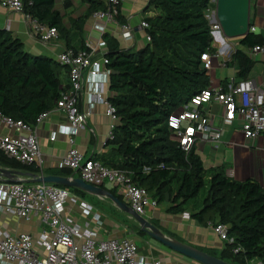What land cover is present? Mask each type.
Returning <instances> with one entry per match:
<instances>
[{"label": "trees", "instance_id": "obj_1", "mask_svg": "<svg viewBox=\"0 0 264 264\" xmlns=\"http://www.w3.org/2000/svg\"><path fill=\"white\" fill-rule=\"evenodd\" d=\"M80 1L87 5V11L66 27L55 0H21L23 12L30 19L56 28L58 38L75 52L89 51L82 41L83 24L106 7L103 0ZM211 3L149 0L154 12L144 19L149 41L135 53L120 48L110 34L102 36L110 71L111 95L107 99L115 108L116 121L106 141L111 146L110 156L93 157L106 167L125 171L157 204L165 202L168 195L170 212H183L202 194L201 206L191 213L192 217L200 224H223L228 228L229 241H224L220 252L211 254L231 264L253 260L264 264V189L253 179L227 177L223 166L206 169L195 146L183 151L166 123L171 113L211 87L209 72L200 60L204 52L215 54L206 18ZM250 28L240 38V48L225 62L235 69L239 80L247 79L255 64L243 50L264 45V37ZM72 32L78 36V47L72 44ZM64 75L68 77L67 90L63 87ZM69 90L65 65L51 57L29 54L20 39L0 28L1 115L34 126L37 117L52 110L61 94ZM0 167L31 175L40 173L36 165L16 161L2 151ZM52 173L69 177L74 171L55 168ZM68 190L80 197L87 195L75 188ZM108 190L122 200L114 187Z\"/></svg>", "mask_w": 264, "mask_h": 264}, {"label": "built area", "instance_id": "obj_2", "mask_svg": "<svg viewBox=\"0 0 264 264\" xmlns=\"http://www.w3.org/2000/svg\"><path fill=\"white\" fill-rule=\"evenodd\" d=\"M103 1L105 10L92 15L93 28L100 34L101 39L115 22L123 0ZM0 5L23 12L21 0H0ZM214 15L215 10L210 14L206 13L211 36L219 43V47H226L225 53L228 52L227 55L231 56L235 50L226 40L228 38L223 34L219 22L213 21ZM31 21L33 34L41 42L48 44L58 39L56 28L40 24L36 20ZM139 28L146 31L148 24L143 20ZM124 29L122 38L127 42L133 40L131 31L127 27ZM250 30L253 31L254 28L251 27ZM145 40L149 41L147 34ZM88 48L89 51L77 52L65 48L57 55L56 60L68 68L70 90L61 94L52 110L40 114L36 123L41 122L52 111L64 113L66 123L61 126L60 133L69 136V141L59 167L72 169L90 185H113L124 203L134 212L144 215L147 208L157 205L145 188L134 184L125 171L106 167L93 156L85 157L77 151L74 137L85 126L90 113L89 110H82L79 105V99L84 92L88 94L90 107L95 102H103L107 106L106 114L116 121L115 108L104 94V89L109 85L110 71L106 67L108 60L105 53L100 58L96 57L97 46L88 45ZM243 51L256 59L264 55V45H256ZM200 60L205 70L212 68L213 58L208 52L202 53ZM222 65L226 66L225 63ZM214 105L222 108L221 127L214 124ZM234 121L240 125L246 139H253L264 133V89L257 87L248 78H228L224 84L202 90L171 113L166 123L180 148L188 152L200 140L215 144L221 141L225 130ZM0 122L17 133L15 137L0 135V151L21 163L36 165L40 169L37 177H41L44 159L34 127L1 114ZM113 126L108 138L111 137ZM54 139L55 133L50 137V140ZM69 204H78L81 213L89 217L86 227L70 222L65 213ZM0 213L34 221L40 230L38 245L43 249L41 252L34 246L30 233L12 234L0 230V264H147L142 258H138L137 245L131 239H100L97 232V227L102 224L100 214L65 187L43 181L29 184L2 180ZM89 224L93 228L88 227ZM227 229L223 224L213 225L214 232L223 241H229ZM150 264L163 263L154 261ZM254 264L261 262L255 261Z\"/></svg>", "mask_w": 264, "mask_h": 264}, {"label": "crops", "instance_id": "obj_3", "mask_svg": "<svg viewBox=\"0 0 264 264\" xmlns=\"http://www.w3.org/2000/svg\"><path fill=\"white\" fill-rule=\"evenodd\" d=\"M55 8L64 16L63 22L66 27L70 26L73 19H77L87 11V5L80 0H55ZM153 14L149 0H123L117 14L119 18L117 19L116 16L115 22L112 23L107 33L118 41L120 48L134 53L138 52L147 44L145 40L146 33L139 28V24L146 17H151ZM249 19L252 21L253 31L264 37V0H255ZM124 27L131 31L133 40L127 42L122 38ZM0 28L7 30L12 36L20 39L23 48L31 55L56 59L57 55L66 48L65 43L59 38L48 44L41 42L33 34L32 21L28 15L24 12L10 10L2 5H0ZM72 40V44L78 47L79 39L74 32H72ZM82 41L87 47L88 45L97 46L95 51L97 58L102 57L105 53L106 46L103 45L100 34L93 28L92 15L83 24ZM225 50L226 47H219V52L222 53L219 64L217 63L224 71L229 67L222 64L230 58ZM253 60L256 65L254 64L248 79L252 80L257 87L264 89V55H260ZM214 61H217V58H213V65ZM211 71L212 68L208 72ZM232 72V74H223L215 84L211 82V87L223 84L221 80L224 78L237 79L235 78L236 71L234 68H232ZM85 86L86 84L84 88ZM63 87L65 90L69 88L66 75L63 77ZM104 94L106 98L111 95L108 86L104 89ZM88 100L89 97L86 92L79 99L81 109L89 110L90 113L86 118L85 126L74 137L77 151L85 157L96 156L101 158L110 156L111 146L106 145V141L115 121L106 114V104L95 102L90 107ZM212 113L214 114V124L218 117L223 121V112L219 105L212 107ZM65 123L64 113L52 111L45 119L33 126L37 132L39 149L44 159L43 175H55L52 170L60 168L59 163L68 149L69 141V136L60 133V128ZM53 133H55V139L52 141L50 137ZM16 134L13 128H9L0 122V135L15 137ZM195 148L206 169L223 166L227 177L237 181L253 179L258 181L264 189V133L253 139H246L240 125L234 121L225 130L221 141L215 144L200 140ZM20 173H22L21 178L23 179L31 178V174ZM71 176L78 177V174L74 172ZM2 180L4 179L0 177V181ZM102 188L108 190L113 188V185L107 183ZM116 193L118 194L117 191ZM78 197L89 203L94 211L100 214L102 224L97 227L100 239H131L137 245L138 258H142L147 264L154 261H160L163 264H200L161 245L141 232L134 219L128 213L117 208L109 199L89 194L85 197ZM121 201L124 202L123 199ZM169 205L165 201L149 207L142 216L155 225L165 236H171L210 255H212L211 252L218 253L224 248L225 242L214 232L212 223L200 224L192 217L191 213L201 206L200 201L195 200L193 203H189L183 212L178 213L170 212L168 210ZM65 213L70 222L82 227L87 226L86 223L89 217L81 213L78 204H69ZM88 227L93 228V225L89 224ZM0 230L12 234L30 233L34 239V246L39 251H43L38 245L40 230L32 220L27 221L14 215L0 213ZM255 261L257 260H253L249 264H254Z\"/></svg>", "mask_w": 264, "mask_h": 264}, {"label": "water", "instance_id": "obj_4", "mask_svg": "<svg viewBox=\"0 0 264 264\" xmlns=\"http://www.w3.org/2000/svg\"><path fill=\"white\" fill-rule=\"evenodd\" d=\"M216 10L213 21H218L223 34L227 38H243L249 31V0H215ZM22 173L15 170H10L0 167V177L10 182H46L54 185L63 186L65 188H75L89 195L107 198L117 208L128 213L138 224L139 230L157 241L161 245L178 252L200 264H231L218 257L212 256L202 250H199L190 245L184 244L171 236H165L155 225L149 222L146 218L134 212L126 203L118 197L111 194L108 190L93 186L80 177H64L57 175H42L37 177L31 175L30 179L21 178ZM166 202L169 201L168 195Z\"/></svg>", "mask_w": 264, "mask_h": 264}, {"label": "rangeland", "instance_id": "obj_5", "mask_svg": "<svg viewBox=\"0 0 264 264\" xmlns=\"http://www.w3.org/2000/svg\"><path fill=\"white\" fill-rule=\"evenodd\" d=\"M255 2V0H249V16L250 13L253 9V3ZM59 5V4H58ZM216 10V3L215 1L212 0V3L210 4V7L208 8V11H206L207 14H210L212 11ZM228 42H230V45L232 47V49H234L236 51V49L239 47V41L240 38H228L226 39ZM219 43H217L214 39H213V48H214V55L210 54V56L212 58H217V61H214V65L212 67V71L209 73L210 76V80L212 83L215 84V82L218 80H220V77L223 74H232V68H227V70H222V68L220 66H218V62L220 61L219 59H221V53L219 52ZM218 63V64H217ZM256 65V64H255ZM215 126L216 127H221L222 126V121L221 119L218 117L215 121ZM202 194L199 196L198 201L202 200ZM102 209V207H101Z\"/></svg>", "mask_w": 264, "mask_h": 264}]
</instances>
